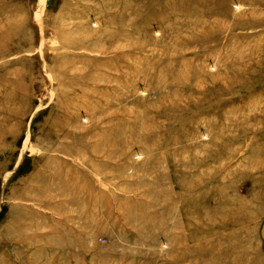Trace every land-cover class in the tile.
Returning a JSON list of instances; mask_svg holds the SVG:
<instances>
[{"label":"rangeland","instance_id":"obj_1","mask_svg":"<svg viewBox=\"0 0 264 264\" xmlns=\"http://www.w3.org/2000/svg\"><path fill=\"white\" fill-rule=\"evenodd\" d=\"M262 164L264 0H0V264H264Z\"/></svg>","mask_w":264,"mask_h":264},{"label":"bare ground","instance_id":"obj_2","mask_svg":"<svg viewBox=\"0 0 264 264\" xmlns=\"http://www.w3.org/2000/svg\"><path fill=\"white\" fill-rule=\"evenodd\" d=\"M239 78V77H238ZM244 78V77H243ZM235 82H237L238 84H240L241 82H243V79L241 78V79H236V77H235ZM175 108H177V107H172V111L175 109ZM175 111H176V109H175ZM171 112V111H170ZM178 112H181V111H178ZM168 114H170L169 112H168ZM168 114H163L164 115V117L163 118H167V115ZM173 115V114H172ZM175 115V114H174ZM158 117V116H157ZM173 118H174V116H173ZM151 118H149V120H150ZM158 119V118H157ZM152 120V119H151ZM154 121V120H153ZM153 121H152V123H153ZM173 122V121H172ZM159 124V123H158ZM150 126H156V127H159V126H161V127H163L164 128V126H162V125H155V123L154 124H150ZM75 149H78V151H82V149L81 148H77V147H75ZM262 169H264V164H262V166H261V170ZM260 170V171H261ZM207 182V181H206ZM257 194H260V192H258ZM220 190H219V192L218 191H216V194H215V196L214 195H212V196H210V197H208V198H210V199H215V198H220ZM254 195V194H253ZM252 195V196H253ZM202 197H207L208 195L207 194H202L201 195ZM214 197V198H213ZM223 204V202H219L218 203V207L216 208L217 210H218V212L216 213V212H208L207 210L208 209H206V210H204L203 211V216H204V218H206V222L204 223V231H203V235H204V237H207V236H209L210 235V233L212 232V231H216L217 232V234H219V232L222 230L223 232L224 231H227V230H229L232 226H234V225H236L237 223H238V225H243V224H245L247 221H246V219H242L241 220V222H238V220H235L234 222H233V224H232V222H230V221H227L226 220V218H224V214L226 213L223 209L221 210V208H222V205ZM252 203L251 204H249V203H246L245 205H240V206H236L235 208H234V210L237 212V213H241L242 212V214L243 215H245L246 213H248V211L249 210H251V207H252ZM243 218H245V217H243ZM207 233V234H206ZM202 235V236H203ZM206 235V236H205ZM210 240H209V242L208 243H210V245H208V243H207V247H203V248H201V264H228V263H226V259L228 258V256L230 255V251H227V252H225V250H228L227 249V247L226 248H224V246L223 245H225V241H222L221 240V238L218 236L217 238H209ZM212 248V249H211ZM211 254H213L212 256H210V257H215L214 258V262L213 263H211L210 261H208L209 260V258H206L205 259V256H208V255H211ZM237 261H240L239 263L241 264L243 261V263L244 264H247V262H245V260H243V258H237ZM217 262H219V263H217Z\"/></svg>","mask_w":264,"mask_h":264}]
</instances>
